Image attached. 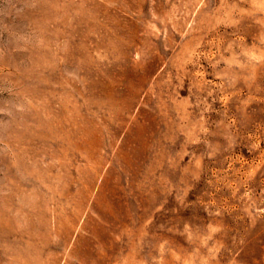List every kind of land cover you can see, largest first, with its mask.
<instances>
[{"label":"rangeland","instance_id":"obj_1","mask_svg":"<svg viewBox=\"0 0 264 264\" xmlns=\"http://www.w3.org/2000/svg\"><path fill=\"white\" fill-rule=\"evenodd\" d=\"M0 264H264V0H0Z\"/></svg>","mask_w":264,"mask_h":264}]
</instances>
